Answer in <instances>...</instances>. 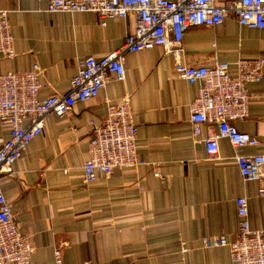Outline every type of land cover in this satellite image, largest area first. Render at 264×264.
<instances>
[{"label": "crops", "instance_id": "crops-1", "mask_svg": "<svg viewBox=\"0 0 264 264\" xmlns=\"http://www.w3.org/2000/svg\"><path fill=\"white\" fill-rule=\"evenodd\" d=\"M46 8L36 0H0L16 54L0 57V76L37 64L43 70L41 100L65 94L80 60L118 49L134 27L131 19L101 27L95 14L50 15ZM182 47L187 64L222 62L233 72L238 59L264 56V29L240 27L229 15L220 26L190 28ZM124 67L125 79L108 83L97 98L76 103L66 116H47L42 134L13 171L0 176L16 226L34 248L31 264H54L55 248L65 264H231L228 247L213 248L205 240H233L238 196L248 199L251 227L264 229L258 184L243 182L225 140L218 141L216 160L207 156L201 140L215 134L214 125H203L193 138L189 104L196 87L177 79L169 55L159 48L129 53ZM247 89L249 117L233 125L260 145L237 152L264 155V74ZM124 96L131 99L136 146L147 165L96 175L87 184L81 167L93 135L89 122L103 125L106 102L117 104ZM9 137L0 125V139Z\"/></svg>", "mask_w": 264, "mask_h": 264}, {"label": "built area", "instance_id": "built-area-1", "mask_svg": "<svg viewBox=\"0 0 264 264\" xmlns=\"http://www.w3.org/2000/svg\"><path fill=\"white\" fill-rule=\"evenodd\" d=\"M44 3L46 12L54 14L92 13L100 26L107 20L131 19L133 31L126 34L122 44L101 59L87 57L77 64L69 90L40 99L43 70L37 64L23 72H8L0 76V125L8 127V140L0 139V176L10 174L13 164L28 151L29 145L42 134L49 115L63 117L78 103L97 98L110 82L125 79V56L129 53L163 50L173 60L174 74L180 81L196 87L194 100L189 104L190 128L193 138L202 134L203 125H214L215 134L204 139L205 152L211 160L218 157L219 140H225L235 152L239 175L245 184L256 183L257 197L264 199V155H241L242 148L257 147L259 141L240 133L233 122L249 117L252 99L247 85L259 83L264 74V56L238 59L234 71L226 63L192 65L183 60L182 41L190 28H213L232 16L240 27L264 29V0H36ZM8 10H0V57L13 58L14 39L8 20ZM104 124L91 120L93 135L87 145V156L81 167L85 183L96 175H110L118 169H136L147 165L138 154V135L129 96L119 103L106 102ZM27 121V123H25ZM159 177L158 174H154ZM238 227L233 240L221 235L205 243L213 248L228 247L231 264H264V229H253L249 222L248 199L234 200ZM34 251L29 237L16 226L14 214L4 197L0 182V264H31ZM186 245L180 252L185 255ZM54 264H65L62 250L53 251Z\"/></svg>", "mask_w": 264, "mask_h": 264}]
</instances>
